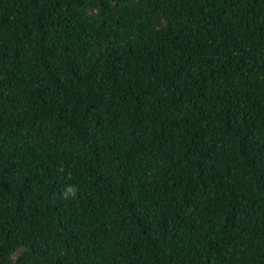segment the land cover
<instances>
[{
    "label": "trees",
    "instance_id": "16d2710c",
    "mask_svg": "<svg viewBox=\"0 0 264 264\" xmlns=\"http://www.w3.org/2000/svg\"><path fill=\"white\" fill-rule=\"evenodd\" d=\"M0 264H264V0H0Z\"/></svg>",
    "mask_w": 264,
    "mask_h": 264
},
{
    "label": "clouds",
    "instance_id": "9594fccd",
    "mask_svg": "<svg viewBox=\"0 0 264 264\" xmlns=\"http://www.w3.org/2000/svg\"><path fill=\"white\" fill-rule=\"evenodd\" d=\"M77 194V189L75 186H68L64 189V191L61 193L62 197L65 199H68L69 196L75 197Z\"/></svg>",
    "mask_w": 264,
    "mask_h": 264
}]
</instances>
